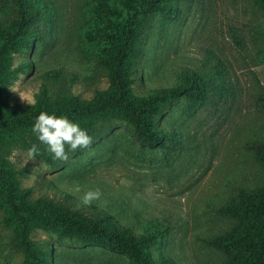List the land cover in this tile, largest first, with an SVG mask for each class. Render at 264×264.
I'll list each match as a JSON object with an SVG mask.
<instances>
[{"label":"rangeland","instance_id":"rangeland-1","mask_svg":"<svg viewBox=\"0 0 264 264\" xmlns=\"http://www.w3.org/2000/svg\"><path fill=\"white\" fill-rule=\"evenodd\" d=\"M12 0H0V18L13 16ZM48 15L36 31L35 48L15 55L14 66L30 61L9 85L11 106L34 105L43 85L53 93L70 90L91 100L110 82L98 66L89 34L97 26L94 0H47ZM180 18L150 15L137 57L134 90L147 95L181 82L185 70L212 71L220 56L230 71L228 84L214 88L203 103L186 98L166 106L157 125L176 133V147L140 144L125 121L99 123L88 148L71 151L56 166L13 149L8 159L18 170L20 186L31 198L46 197L89 216L115 213L137 234L162 233L152 246L158 264H226V255L210 244L233 221L220 209L240 188H253L264 172L252 148L264 142V8L257 0H176ZM60 65L79 79L59 83L48 72ZM47 147L46 145H44ZM80 191H76V187ZM103 195L90 206L84 193ZM9 197L0 189V264H26L17 232L8 221ZM36 246L49 248L54 264H135L127 255L36 229Z\"/></svg>","mask_w":264,"mask_h":264},{"label":"trees","instance_id":"trees-1","mask_svg":"<svg viewBox=\"0 0 264 264\" xmlns=\"http://www.w3.org/2000/svg\"><path fill=\"white\" fill-rule=\"evenodd\" d=\"M46 1L12 0L13 16L0 18V189L9 197L8 221L17 232L19 248L26 264H54L51 258L54 252L36 246L31 238L36 229H53L62 238L127 255L135 264H158L153 258L152 246L162 233L137 234L121 223L115 213L99 211L97 216H89L54 199L31 198L32 190L20 186L18 175L22 171L8 156L15 148L29 149L37 144L40 154L36 157L57 165L47 147L31 131L41 111L68 116L89 135L96 133L99 123L125 121L142 146L153 149L168 148L172 144L176 147L178 135L162 131L156 119L164 114L167 105L181 98L205 102L218 83H229L231 73L224 60L212 53L215 57L212 71L188 69L182 72V81L175 85L157 88L147 95L136 94L137 57L146 32V19L159 12L180 18L174 8L176 0H94L97 26L88 36L95 43L97 64L109 79V87L97 90L93 99L85 100L70 90L53 93L45 84L34 105L16 110L9 101V85L19 73L32 67V63L26 60L15 67L14 58L35 48L36 31L48 15ZM257 1L264 8V0ZM48 74L64 84L79 79L77 72L65 65ZM252 148L264 172V142ZM220 212L233 225L212 238L210 244L226 255V264H264V179L253 188H240Z\"/></svg>","mask_w":264,"mask_h":264},{"label":"clouds","instance_id":"clouds-1","mask_svg":"<svg viewBox=\"0 0 264 264\" xmlns=\"http://www.w3.org/2000/svg\"><path fill=\"white\" fill-rule=\"evenodd\" d=\"M31 131L41 144L47 146L48 152L58 160L68 159L66 146L71 151H76L79 148H88L92 144V137L87 130L63 114L55 115L41 111L36 117ZM39 154L40 150L37 144H33L28 149V155L32 158ZM76 191H80L79 186L76 187ZM102 195L99 188L90 189L84 193L82 203L85 206H90L93 201L100 200Z\"/></svg>","mask_w":264,"mask_h":264}]
</instances>
